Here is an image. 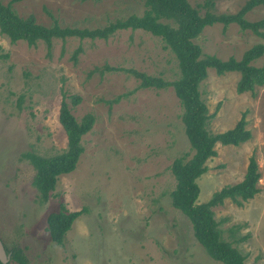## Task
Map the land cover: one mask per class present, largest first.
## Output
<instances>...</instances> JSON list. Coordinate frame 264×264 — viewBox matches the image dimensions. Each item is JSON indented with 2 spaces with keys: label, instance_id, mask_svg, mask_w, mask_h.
I'll return each mask as SVG.
<instances>
[{
  "label": "rangeland",
  "instance_id": "1",
  "mask_svg": "<svg viewBox=\"0 0 264 264\" xmlns=\"http://www.w3.org/2000/svg\"><path fill=\"white\" fill-rule=\"evenodd\" d=\"M7 3L9 0H1ZM197 7L203 0H188ZM246 0H215L217 13H234ZM16 12L49 25L102 27L144 10L143 0H20ZM201 11H203L201 9ZM264 17L256 6L245 18ZM203 53L240 58L264 39L231 23L207 26L195 39ZM82 52L73 62V51ZM264 54L253 62L259 66ZM105 66L120 70L100 73ZM135 69L172 81L177 61L163 41L142 30H120L107 39L11 43L0 33V238H17L30 264H223L195 239L189 220L171 205L174 158L189 152L182 107L172 87L139 88L128 73ZM237 72L217 75L208 68L200 84L208 113L207 128L218 133L234 127L245 113L251 138L237 146L216 144V155L197 179L196 203L206 202L223 186L242 180L254 156L259 191L241 205L226 199L212 207L222 237L245 255L244 264H264V85L238 93ZM78 97L77 104L73 99ZM79 121L94 124L81 140L76 168L57 177L47 201L33 184L35 169L25 153L49 157L66 149L58 120L61 101ZM63 205L82 210L56 244L46 218Z\"/></svg>",
  "mask_w": 264,
  "mask_h": 264
},
{
  "label": "trees",
  "instance_id": "2",
  "mask_svg": "<svg viewBox=\"0 0 264 264\" xmlns=\"http://www.w3.org/2000/svg\"><path fill=\"white\" fill-rule=\"evenodd\" d=\"M18 1L9 0L5 4L0 0V33L11 43L24 41L33 46L41 41L49 52L54 40L65 41L70 37L79 40L107 39L117 31L127 29L142 30L163 41L164 47L173 53L177 61L178 74L175 79L168 81L135 69H128V73L139 80V88L172 87L182 107L181 119L190 150L174 158L170 164V172L175 179V186L170 192L171 205L189 220L195 239L212 259L223 264H244L245 255L222 237L220 222L214 218L212 207L222 204L226 199L241 205L242 201L252 198L259 191L257 183L260 172L255 157H249L242 180L223 186L204 203H196L199 194L197 179L207 171L206 161L216 155V144L237 146L248 141L251 132L246 127L245 113L234 127L218 133L210 132L207 123L214 113H208L199 88L207 76L208 68H212L217 75L237 72L236 91L253 93L256 87L264 85V62L259 66L253 64L264 54V44L252 45L240 58L230 56L221 59L203 53L195 39L204 28L214 23L222 24L223 29L234 23L240 30H248L264 39V17L255 21L245 18L254 7L264 6V0H246L234 13L214 12L215 0H203L197 7L188 0H143L144 10L140 14L130 13L94 28L62 26L55 18L49 25L40 24L33 14L21 17L16 12L13 3ZM81 52V46L73 51V62L77 61ZM100 70L103 73L104 70L120 69L105 66ZM78 100L75 97L74 104ZM58 120L66 134V149L49 157L31 152L23 155L35 169L33 184L42 201L48 200L60 174L70 173L76 168L84 151L82 137L91 130L95 119L88 113L77 121L67 103L62 100ZM82 212L68 211L63 205L57 211L50 212L46 218V231L50 240L62 244L66 232Z\"/></svg>",
  "mask_w": 264,
  "mask_h": 264
},
{
  "label": "flooded vegetation",
  "instance_id": "3",
  "mask_svg": "<svg viewBox=\"0 0 264 264\" xmlns=\"http://www.w3.org/2000/svg\"><path fill=\"white\" fill-rule=\"evenodd\" d=\"M0 246L4 252V260H0V264H30V259L26 256V246H20L17 238H0Z\"/></svg>",
  "mask_w": 264,
  "mask_h": 264
},
{
  "label": "water",
  "instance_id": "4",
  "mask_svg": "<svg viewBox=\"0 0 264 264\" xmlns=\"http://www.w3.org/2000/svg\"><path fill=\"white\" fill-rule=\"evenodd\" d=\"M0 260H4V252L2 250V247L0 246Z\"/></svg>",
  "mask_w": 264,
  "mask_h": 264
}]
</instances>
